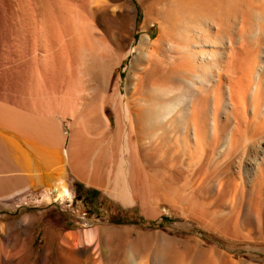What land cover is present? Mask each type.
<instances>
[{
    "label": "bare ground",
    "instance_id": "obj_1",
    "mask_svg": "<svg viewBox=\"0 0 264 264\" xmlns=\"http://www.w3.org/2000/svg\"><path fill=\"white\" fill-rule=\"evenodd\" d=\"M158 2L161 4L158 7L160 14L153 12L155 3L144 5L146 18L153 17L162 24L160 37L156 40V44L152 43L157 49H161L155 52L154 46L153 52L157 53L165 47L168 51L166 53H169L165 56L166 59L169 56L168 60L164 64L162 62L157 70L143 67L144 73L148 71L154 75H152L153 81H151L152 77L146 78V81L150 80V84L158 89L153 91L157 93L159 99L154 96L153 99L157 98L156 101L151 104L152 107L149 105L152 108L150 111L153 120L170 126L176 140L187 149L191 159L196 154L199 158L201 155L202 158L213 160L214 155L220 156L226 147H229L227 155L230 156H239L240 152L243 155L248 150L250 153L255 152L254 158L246 162V172L248 182L257 180L255 171L257 161L264 156V11L260 10L264 8V0H211L212 3L209 1L213 8L212 12L214 6L217 9L227 8L226 13L222 14L225 17L221 16V18L213 17V13L210 14L211 10H208L209 12L202 10L206 29L208 31L215 27L221 29L219 34L213 32L209 34L210 36L207 35L210 39H206L207 36L200 33L202 30L194 29L191 37L189 33L187 35L178 31V14H181L185 7L183 5L182 10L180 9L182 6L180 0ZM197 3L195 4L199 7L200 4L198 6ZM208 5L207 8L211 6ZM137 12L134 0L118 2L117 0H0V82L13 81L23 88L26 96L23 99V108L32 112H43L40 114L46 115L57 112L65 117L68 114L73 126L69 147L64 150L59 143V140H62L60 136L63 138L62 133L60 132V135L58 131H52V123L56 121L48 120L53 117L37 118L34 114L1 111L0 126L6 127L5 130L0 131L3 151L10 155V164L19 170L14 176L16 181L22 180L21 182L25 183L22 188L13 189L8 195H16L23 190H29L30 187L37 188L39 184L49 191L48 186L55 184L54 195L47 199V202L64 198L67 196L65 174L68 165L76 175L86 179L88 183L97 176L99 179L101 166L99 158L110 153L109 143L112 140L114 142L115 137L112 134V139L111 136H106L114 128V124L105 113V104L111 105L116 112L115 127L118 135L116 138L125 140L123 146L116 139L119 146H123L119 147L120 151H128L133 156L140 151V148L136 151L138 146L135 150L131 147L132 141L129 135L131 132L128 133L126 129V126H132L134 121L135 106L132 98L129 99L130 95H126L119 83H116L113 92L108 90L113 66L121 63L123 59L120 55L124 51L120 49L124 44V38L134 36L133 26L136 24ZM217 12L219 13L218 10ZM114 27L119 35L110 33V29ZM177 35L179 38L176 39ZM147 36L150 39V35ZM236 42L239 44L237 45ZM148 43V38L144 36L140 38L139 44L135 47L136 61L140 62L145 55L153 56V52L146 49ZM151 59L147 58L148 61ZM149 63L147 62V65ZM138 65L140 63L135 64V67ZM156 71L158 75H155ZM136 80L134 89L129 90L134 95L142 89L140 83L143 76L138 73ZM134 103L136 104L137 101ZM144 107L146 108L147 105ZM138 110L142 111L140 108ZM140 125H137L136 132H142L138 128ZM157 128L159 129V126ZM158 129L151 131V141L153 137L158 136ZM143 133L146 135V131ZM138 139H142L141 143H144L143 135L140 134ZM116 145H113L115 150ZM180 147H175L173 153ZM85 152L94 155L91 163L86 158ZM109 156L112 160V154ZM121 157L120 162L116 159V164L119 162L116 165L117 169L113 168L114 165L107 169V165L111 164L110 161L107 162L106 170L111 174L114 169L112 190L121 199L132 203L135 200V190L140 191L142 188L141 180L144 182L142 189L146 190L141 189V191L147 193L146 188L149 187L145 185L147 176H144L146 178L144 180L140 165L132 167L136 170L131 169L130 166L139 163L136 162L139 159L137 156L136 160H131L132 163L135 161L134 164L127 161L130 166H125V160ZM200 167L203 168V165ZM137 170L139 173H136ZM133 172L136 177L139 174L143 178L139 180L138 185L136 184L138 180L133 179L136 178ZM259 173L262 176L263 169L259 170ZM133 185L140 188L135 189ZM7 188L11 187L2 179L0 193L6 192ZM143 196L141 198L143 204H147L148 200L153 198L150 197L151 195L150 198L146 197L148 199L146 202ZM149 204L151 202L147 205ZM42 221L43 216L35 211H29L13 221L5 222L0 219V264H101L104 262L116 264L118 260L115 261V252L118 254L119 249H125L124 245L129 243L128 240L126 242L121 238V234L116 233L117 230L121 232L120 228L114 224L100 223L89 228L76 226L65 233L49 228L43 234L41 244H37L36 223ZM116 235L121 238L119 243L116 241L117 244H115V240H118ZM143 240L144 245H142ZM143 240L141 238L138 240L142 241L140 242L142 247H149L146 243L147 239L145 241L144 237ZM129 245L131 244H128V247ZM139 245L135 246V249L139 248ZM117 246L120 248L115 250ZM102 247L106 255L103 262ZM136 250L130 248L129 251H124L125 254H122L124 256L118 264L166 262L160 252L162 256L155 252L151 254L155 251L152 249L148 251L149 255L147 251L145 253L142 251L143 254H147L141 255V252L138 253L140 250ZM174 256L172 258L177 264L180 259L176 260ZM170 257H168L169 261ZM172 261L173 259L171 263Z\"/></svg>",
    "mask_w": 264,
    "mask_h": 264
},
{
    "label": "rangeland",
    "instance_id": "obj_2",
    "mask_svg": "<svg viewBox=\"0 0 264 264\" xmlns=\"http://www.w3.org/2000/svg\"><path fill=\"white\" fill-rule=\"evenodd\" d=\"M118 1L119 0H117V2ZM158 1L159 0H134L138 10L135 22L136 24L134 23L135 26H133L134 36L132 38H124V44L120 49L124 52L119 51L121 54L123 53L122 55H124L122 56L119 53L120 57L123 58L122 62L119 63L120 65L115 64L113 66L108 85V90L113 92L116 83H119L123 91L126 92V95H130L129 99L132 98L131 100L135 106L133 107V110H135L133 111L134 121L132 126L127 125L126 129L128 133L131 132L129 133L131 137L130 141H132L130 144L131 147H133L135 150V147L138 146V150L136 149V151H139V148L140 151L138 153H134V156L131 155L132 153H128V151H120V148L124 146L125 140L116 138L118 137L115 127L116 112L111 105L105 104V113L109 115L112 123L114 124V128L108 133V135L106 134V136H111V134L113 137L115 136L114 142L113 140L112 142L109 141V146L116 153L113 151V154L110 148V153L107 155L108 157L103 155L99 158V160H101L99 172L100 177L99 179L97 178L98 176L95 178L96 180L98 179L97 181L93 179L91 182L92 184L88 183L86 179L76 175L73 169L68 165L65 174L67 196L58 200H54L53 202H47V199L54 195V190L56 187L55 184L48 186L49 191L39 184L37 188L30 187L29 190H23L18 192L16 195H8L13 189L22 188L25 183L21 182L22 180H20V182L16 181L14 178L15 174L18 173L19 170L10 164V155L4 153L3 145L0 140V181L3 179L5 182H7L8 186L11 187L7 188L6 192L0 193V219L5 222L17 220L24 214L29 213V211H35L41 214L43 216V221L36 223V231L38 235L37 244H41L42 236L49 228L60 230L61 232L65 233L76 226L89 228L100 223L114 224L116 227L120 228L121 231L119 232V230H117L116 233L119 235L121 234V238L126 242L129 241V243L124 245L125 249L120 248L119 244V246H117L115 249L118 250L120 248L118 251L119 253L117 252L118 254L115 252V261L118 260L116 264H118L120 259L124 256L122 254H125V252H127V250L129 251L130 248H134L135 251H137L136 249L140 250L138 253L141 252V255H146L147 253V255H149L151 249L152 251L155 250L151 252V254H154L155 252L160 255V253H162L164 256H162V254L160 256H162V258L168 262H165L164 264H170L172 259L175 262V259L172 258L174 255L177 258L176 260L180 259L177 261V264H179V261L180 264H264V156L258 159V167L256 166L255 168L258 179L254 180L253 182H248L246 162L248 159L254 158L255 152L250 153L248 150L247 152H244L243 155L240 152L239 156H230L227 155V150H229V147H226L224 153H222L220 156L214 155V158H212L213 160L207 158L205 159L204 157L202 158L201 155L199 158V156L196 154V157L194 156L196 159H191L190 153L186 151L187 149H184L185 147L181 146L180 142L176 140L174 133H172L173 130L170 128V126L167 125V123H158L152 118V112L150 110H152L151 107L154 104L153 102H155L157 99H153L157 93H154L153 90L156 88L152 86V83L150 84V80L146 81V78L149 79L152 77L151 81H153L154 75L148 71H146L147 73H144L143 67L147 66V69L151 67L154 70H157L158 66H160L162 62L164 64V62L169 58V56L167 59L165 57L169 54L166 53L168 52L166 51L167 48L165 49V47H163L161 51L159 50V52L155 53L156 50L161 48L157 49L156 46L152 44L153 42L156 44V40L162 33V24H160L153 17L148 19L146 18L147 12L144 5L147 3L153 5V3H155L154 9L152 8L153 6L151 8L153 9L154 14H160V8L158 7H160L161 4ZM200 1L180 0V6L182 5L180 8L181 10L183 5L185 6L183 7L184 10L186 9L187 4L188 6L185 11L183 10L184 12L180 10L181 14H178V31L187 35L189 33L190 37L194 34V29L199 31L202 30L200 33L202 32V35L206 36L213 32L219 34L221 32L219 27L211 28L209 31L206 29L202 10H211L210 14L213 13V17L221 18L222 14L226 13L227 8L222 7L217 9L214 6V10L212 12L213 8H211V0H202L201 3H199ZM156 2L158 3L156 4ZM195 3H197V5L200 4V6L198 5L199 7H197ZM209 3L211 6L208 5ZM207 5L210 7L207 8ZM260 10L264 11V8L262 7ZM222 17L225 16L223 15ZM110 33L112 35H119V32L115 27L110 29ZM147 34L150 35V39ZM142 36L148 38L149 40L148 46L146 47L147 51L151 50L153 52V48L155 46V52H153V56L151 57L145 55L139 62L136 61L135 47L139 44L140 38ZM209 36H207L206 39H210ZM177 37L178 35L176 36V39ZM236 44L238 45L239 43L236 42ZM147 58L148 60L149 58H152V63H149L151 61H148ZM147 62L150 64V66L149 64L147 65ZM137 63H140V65L135 67V64L137 65ZM138 73L139 75L143 76V80H141L140 83V88L142 89L138 91L139 93H135L134 95L133 92L129 90L134 89ZM155 73V75H158V71ZM149 74L151 76H149ZM21 88L22 87H19L18 84L16 85L13 81H8L5 83L4 81L2 83L0 82V113L2 111V113L14 112L16 114H34L37 116V118L45 117L46 119L53 117L54 119H48L49 121H56V123H52L51 121L53 124L52 127L54 128H52V131H58L59 133H62L63 138L60 136L62 140H59V143L64 150H67L73 130V126L71 125V117L68 114L63 117V114H57V112L51 113V115H46L45 113L40 114L43 112H32L27 108H23V99L26 96H24L25 92L23 88ZM157 90L158 89H156V91ZM128 91L130 93H128ZM144 97H146V101L144 100ZM136 101L137 103L135 104L134 102ZM6 104L10 105L11 107L7 106ZM145 105H147L146 108L144 107ZM149 105H151V107H149ZM138 107L142 109V111H139ZM137 125H140L138 128L142 131H140L141 133H139V131L136 132ZM142 125L143 127H141ZM158 126L159 129L157 128ZM155 128L156 131L158 129L159 133L158 136H155L156 138L153 137L154 139L152 142L151 133L155 130ZM3 129L5 130L6 127L3 125L0 126V131H3ZM145 131L146 135L143 133ZM58 132H55V134H58ZM140 134L141 136L143 135L144 143H141L143 142L142 139H138ZM158 137H160V139ZM116 139L119 140V143L121 145L123 144V146H119ZM145 140H147L146 143ZM115 141L118 146L114 144ZM113 145H116L117 149L119 147L120 148L115 150ZM175 147H180V149H176V151L173 153V149H175ZM183 151L186 152L182 153ZM111 154L113 161L110 159L111 156H109ZM85 156L90 160V163L94 159L93 154L86 153ZM121 156L125 160V166L129 165V163H132L131 160H136L135 157L137 156V159H139L136 162L139 163L136 164L135 161H133L132 164L135 163V166H130L131 164L129 166L131 169L136 170V168L132 167L140 165L141 170H139L140 172L142 171L143 174V176L142 174L141 176H147V179L144 177V180L146 179L145 182L149 183H145V185L149 186L148 188H146L147 186L145 187L147 189V193H142V191H146L142 189L144 188L143 180H141L142 188L138 187L137 185L140 183L139 180L143 178H141L139 174V176L137 175L136 177V174L133 172L135 174L134 176L136 177L133 178L134 181H139H137V185H133V187H136L135 189L138 187L140 188V191L141 189L142 191L140 192L135 190V200L132 203L121 199L114 192V190H112L114 189V169L111 174L106 170L107 162L110 161L111 164L107 165V169L109 170V167L112 165H114V167L112 166L113 168L116 167L117 169L116 165H118L121 161L119 159ZM131 156H133V159ZM116 159L119 161L118 164H116ZM114 161L115 163H113ZM191 162H194V164ZM202 165L203 168L200 167ZM207 167L208 170H206ZM192 169L195 175L192 173ZM261 169H263L262 176L259 173V170ZM137 171L136 173H139V171ZM200 172L202 175H200ZM149 193H151V196H149L153 198L148 200L146 197L150 198L148 196ZM113 194L114 196H112ZM141 195H146V197L143 196L145 198L143 199L146 202L148 200V203H153L152 206L151 204L148 206V203L143 204L144 201H141ZM153 199H155V201ZM122 231L125 234L124 236L122 235ZM117 235L116 238L118 237ZM144 237L145 241L147 239L146 243L149 247H142V245L145 243L143 240ZM121 238L118 237V240H115V242L117 241L119 243ZM140 238L143 240V243L142 241H138ZM129 239L132 240V242H130ZM117 242L115 244H117ZM137 242H139V244L141 242L142 245L140 244V246ZM128 244L131 245L128 247ZM138 245L141 249L138 247L135 249V246ZM144 248L147 249L145 250ZM41 250H43L42 246ZM101 251L104 252L101 254V260L103 262L104 257L106 256L104 247H102ZM122 251L125 252L122 253ZM142 251L144 253L147 251V253L143 254ZM170 255L173 256L170 257ZM168 257H170V261L168 260ZM173 261L171 264H174ZM101 264H105V262Z\"/></svg>",
    "mask_w": 264,
    "mask_h": 264
}]
</instances>
